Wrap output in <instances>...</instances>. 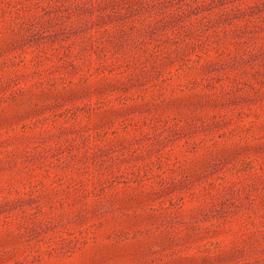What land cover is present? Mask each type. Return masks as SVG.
Wrapping results in <instances>:
<instances>
[{"label": "rangeland", "instance_id": "rangeland-1", "mask_svg": "<svg viewBox=\"0 0 264 264\" xmlns=\"http://www.w3.org/2000/svg\"><path fill=\"white\" fill-rule=\"evenodd\" d=\"M0 264H264V0H0Z\"/></svg>", "mask_w": 264, "mask_h": 264}]
</instances>
